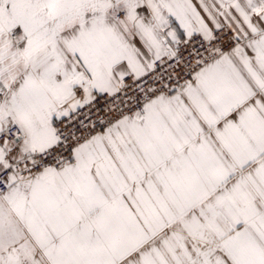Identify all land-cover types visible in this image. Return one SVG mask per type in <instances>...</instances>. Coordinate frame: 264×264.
I'll return each mask as SVG.
<instances>
[{
	"label": "snow or ice",
	"instance_id": "obj_1",
	"mask_svg": "<svg viewBox=\"0 0 264 264\" xmlns=\"http://www.w3.org/2000/svg\"><path fill=\"white\" fill-rule=\"evenodd\" d=\"M0 264H264V0H0Z\"/></svg>",
	"mask_w": 264,
	"mask_h": 264
}]
</instances>
